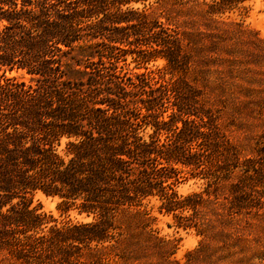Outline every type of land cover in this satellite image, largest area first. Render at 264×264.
<instances>
[{"label":"trees","instance_id":"1","mask_svg":"<svg viewBox=\"0 0 264 264\" xmlns=\"http://www.w3.org/2000/svg\"><path fill=\"white\" fill-rule=\"evenodd\" d=\"M146 1L0 0V262L129 264L144 251L166 261L174 252L152 229V200L198 235L204 209L226 225L263 208L264 136L255 155L241 157L183 80L154 88L119 67L127 56L179 67V34L131 7ZM171 1L208 29L248 0ZM184 173L203 180L202 190L179 195ZM37 192L59 199L60 216L90 221L59 222L33 205Z\"/></svg>","mask_w":264,"mask_h":264},{"label":"rangeland","instance_id":"2","mask_svg":"<svg viewBox=\"0 0 264 264\" xmlns=\"http://www.w3.org/2000/svg\"><path fill=\"white\" fill-rule=\"evenodd\" d=\"M242 6L209 20V28L204 29L203 21L186 14L187 5H175L171 0H148L145 8L140 3L131 4L134 9H145L150 20L169 24L179 34L176 45L180 50L179 67L172 71L165 59L156 57L142 63L133 61L131 56L120 62L119 67L130 76L132 73L147 76L154 88L163 85V80L169 84L183 80L184 94L197 96L194 106H206L218 115L223 132L241 151V157L251 158L256 143L264 136V0H248ZM186 34L199 36V43L193 44ZM7 78L34 84L28 76L16 72L7 74ZM174 98L171 95V102ZM170 112H165L163 118ZM150 134L148 128L141 132L144 139ZM204 184L203 180L184 173L175 190L186 195L202 190ZM58 202L57 197H46L40 192L33 198L34 206L38 205L59 222L90 221L75 211L60 216L56 210ZM150 206L156 218L152 224L155 236L168 240L167 250L174 253L166 261H160L154 253L144 251L147 257L129 264H264V203L258 213L235 217L226 225L213 214L212 207L204 209L198 219L203 235L194 229L176 228L170 215L157 211L156 200ZM98 250L102 251L101 247ZM95 251H85L84 259Z\"/></svg>","mask_w":264,"mask_h":264}]
</instances>
